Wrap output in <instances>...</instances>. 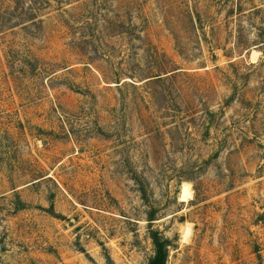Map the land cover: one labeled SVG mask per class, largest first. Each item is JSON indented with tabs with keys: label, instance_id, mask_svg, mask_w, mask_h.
Instances as JSON below:
<instances>
[{
	"label": "rangeland",
	"instance_id": "obj_1",
	"mask_svg": "<svg viewBox=\"0 0 264 264\" xmlns=\"http://www.w3.org/2000/svg\"><path fill=\"white\" fill-rule=\"evenodd\" d=\"M150 228L264 264V0H0V264H147Z\"/></svg>",
	"mask_w": 264,
	"mask_h": 264
},
{
	"label": "trees",
	"instance_id": "obj_2",
	"mask_svg": "<svg viewBox=\"0 0 264 264\" xmlns=\"http://www.w3.org/2000/svg\"><path fill=\"white\" fill-rule=\"evenodd\" d=\"M154 217L150 216L148 222L152 223ZM149 237L153 246V255L149 258L147 264H166L168 259V240L164 239L158 231L150 228Z\"/></svg>",
	"mask_w": 264,
	"mask_h": 264
},
{
	"label": "bare ground",
	"instance_id": "obj_3",
	"mask_svg": "<svg viewBox=\"0 0 264 264\" xmlns=\"http://www.w3.org/2000/svg\"><path fill=\"white\" fill-rule=\"evenodd\" d=\"M191 193L189 192L187 187H183L182 191H181V199H182V201H186L187 199L191 198Z\"/></svg>",
	"mask_w": 264,
	"mask_h": 264
}]
</instances>
